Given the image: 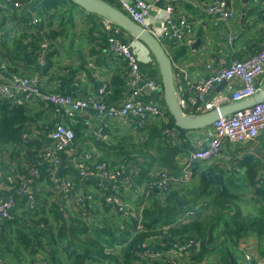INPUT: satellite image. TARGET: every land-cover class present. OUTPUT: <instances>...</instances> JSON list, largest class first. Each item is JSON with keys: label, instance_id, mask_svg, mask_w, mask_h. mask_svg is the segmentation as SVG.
<instances>
[{"label": "crops", "instance_id": "0c3cea01", "mask_svg": "<svg viewBox=\"0 0 264 264\" xmlns=\"http://www.w3.org/2000/svg\"><path fill=\"white\" fill-rule=\"evenodd\" d=\"M146 1L153 3V26L160 35L158 37L159 41L167 53L173 49L176 50L178 45H184L182 40L187 39V37H192L194 43L200 41L199 48L192 49L191 47L185 57L173 62L176 96L180 105L183 101L187 104L186 108H183L184 113L188 116L204 114V112H200L197 109L196 85L201 83L209 74L228 66L234 60L242 61V59L250 58L260 52L262 41L264 40V0H234L237 13L236 17L229 22H222L211 16L209 10L216 0ZM171 1L176 8L175 19L178 20L183 14L187 15L189 22L193 26V32L190 35L182 33V39L175 40V42L170 39L169 35L162 34L161 23L163 19H156V16L162 13ZM0 3L2 7L4 6L0 12L8 9L2 14L4 15L3 20L5 23L3 30H0V36L6 31L11 32V38H20L27 34V39H31L32 34L35 33L45 34L50 30L63 31L56 40H50L45 37L40 42H47L49 45V49L45 52L46 67H42L38 63L30 64L22 58L10 64V70L14 73L9 72L10 70L4 72L3 76L5 78L9 79L13 74L26 75L38 78V84L45 92L70 94L76 98L91 96L96 99L100 97L106 99L105 96H100L99 91L104 85L112 83L111 80L114 75L127 76V81L129 82L128 63L121 57L111 55L104 39V36L106 38L114 36L127 44L133 43L136 47L142 84L146 85L154 81L159 86L156 91L144 87L142 99L158 103L163 107L167 116L170 117L164 91L161 90L163 89V81L159 63L145 44L131 36L124 29L113 24L111 30H107L105 19L96 14L88 13L74 3H65L63 8L51 11L44 10L41 3L39 2L38 4L36 0H28L22 3L20 8L15 7L14 4L7 3L6 0H1ZM118 9H120L119 6ZM243 10H245V13ZM14 15H18V17L14 19ZM18 18H21V20H17ZM34 18L39 21L38 25L29 27V22H32ZM23 22H27L28 27ZM239 85H241L239 80H236L233 84L226 82L225 85H217L208 95V101H218V105L221 108L234 104L230 95ZM259 87L261 89L264 88V77ZM128 94L116 102L125 101ZM28 109L31 114L39 116L35 127L32 129V134L39 141L44 140L45 145H49L52 142L51 136L55 129L54 125L59 122L55 110L44 103H32L28 106ZM95 117L96 114L93 110H85L79 114L76 121L68 122L70 125L80 126V131L73 145L61 154L62 165L57 172L60 177L63 175L74 179L80 195L96 196V199L88 202L86 200L85 202V207L90 212V222L97 220L98 213L101 216L108 217L104 210L106 207L103 208L99 203V200L103 198L102 196L106 192L101 190L100 181L83 179L79 174L77 164L84 161L89 166H93L98 161L108 160L113 165H117L119 161L124 160V157L119 156L117 153V149L122 146L124 150L131 152V159H125L129 160L130 169H141L147 159L145 155L148 156L155 151L154 147L148 150L147 144L150 141L149 134L151 130L158 126L157 122H154L149 129L143 131L130 118L126 120L107 119L104 123L106 140L99 144V140L97 141L96 137L91 133L92 128L85 126L84 123L86 120L94 121ZM49 128L54 129L47 133L46 130ZM212 128L213 126L207 127V129L189 130L183 135L181 131L176 129L179 135L178 143L183 148L181 155L178 156L180 165L184 164L190 151L207 147L209 132ZM14 149L11 145L6 146L4 159L0 162L2 165L0 166V172L9 173L22 180L31 181L29 192L33 198L31 200L28 196L17 197V206L14 209L15 216L23 224L33 228L35 231H39L38 228H35V224L30 218L36 216V214V220L47 218L53 225H55L53 210H56V208L68 216L79 215L76 213L71 201L66 199L63 193L58 192L53 186L49 175H47V165H42L41 160H35V163H32L25 158L24 153L12 157L11 154ZM139 150L142 151L140 154L137 153ZM246 156L254 158L261 167L259 172L264 174V131L256 141L247 142L244 145L227 144L222 154L211 162L213 165H217L218 168L226 166L225 169H227L231 167V164H235ZM31 166L40 168L41 176L39 178L33 179L30 176L29 168ZM154 169H156L154 175H157L159 170L157 167ZM133 177L130 171L126 172L121 180V190L125 207L127 209L131 207L135 211V206L141 195L140 187L137 186L136 182L132 191L129 190V181H134ZM5 191H7V187L0 184V193ZM253 199L254 193L248 192L244 197L245 204L243 205ZM28 204L33 208H28ZM112 210L114 211L110 214L112 216L118 214V212L121 213L115 207ZM30 211L34 215H31ZM4 224H0V258L6 259L8 256L15 262L16 259L11 255V252L8 255L3 254L1 245L5 243V240L8 241L12 237L8 236L11 228L5 229ZM15 237L16 235H13V238ZM17 242L19 244V241ZM14 244L16 245V243ZM241 244L243 254L245 251L250 250L255 259L264 262V240L261 241L257 236L251 234ZM23 257L25 260L24 262L21 261L20 264H32V258L27 260V254ZM36 258L37 262L34 264L45 259L42 253L38 254ZM241 262L245 264L243 259ZM43 263L46 264L45 262Z\"/></svg>", "mask_w": 264, "mask_h": 264}, {"label": "trees", "instance_id": "16d2710c", "mask_svg": "<svg viewBox=\"0 0 264 264\" xmlns=\"http://www.w3.org/2000/svg\"><path fill=\"white\" fill-rule=\"evenodd\" d=\"M27 1L23 0L22 3ZM105 1L118 8L114 0ZM36 2L38 4L40 2L44 10L51 11L63 8L65 3L71 1L36 0ZM6 10L8 11L5 9L3 12ZM3 12H0L1 31L5 23ZM17 17L18 15H14V19ZM23 24L28 27L27 22ZM29 25V27H35L31 22ZM61 32L55 30L47 31L45 34L39 32L32 34L31 39H27V34L20 38H11V32L5 31L0 36V56L8 64L9 70L11 63L22 58L30 64H39L42 39L46 37L56 40ZM104 39L108 45V37L104 36ZM189 50L188 45H178L176 50L173 49L169 54L171 59L177 62L178 59L185 57ZM111 82L105 95L106 99H103L106 103L119 101L130 90L127 76L116 74ZM38 117L30 113L27 105L17 106L8 99H0V162L4 159L5 148L8 145L15 148L11 154L12 157L24 153L25 158L32 163L39 160L38 152L45 143L44 140L39 141L32 134ZM170 117V128L181 131L182 135L187 133L176 126L171 114ZM71 127L75 133L74 138L77 139L80 126L71 125ZM54 128H49L46 132L49 133ZM149 136L147 149L151 150L154 147L155 151L153 154L145 155L147 158L145 164L141 167L140 175L135 177L139 187L148 184L157 176L154 175L156 167L159 171L167 170L171 175L181 174V165L178 162V156L183 151L181 145L168 142L162 136L159 125L151 130ZM103 142L104 140H99V144ZM141 152L139 150L137 153ZM117 153L124 157V160L131 159L132 156L131 152L124 150L122 146L117 149ZM225 167L218 168L212 162L198 164L193 170L194 175L189 183L172 186L165 193L154 190L148 198L140 197L135 206L136 213L129 217L119 212L113 216L110 215L114 211L108 206L104 209L108 215L107 218L98 213L97 220L90 222L79 215L68 216L56 208L53 210L55 225L51 224L47 218L36 220L37 214L30 217L35 228L39 229L35 231L14 216V219L5 222L4 226L5 229L11 228L8 236L16 235V240L24 251L19 248H14L16 251H13L11 246L15 242L9 238L1 245L3 254L8 255L11 252L21 255L29 251L27 257L34 256L32 264L37 262L36 256L40 253L45 259L37 264H44L43 262L46 264H120L121 262L139 264L138 253L146 247L162 249L160 245L162 243L168 245L177 240L187 241L195 237L202 245L200 254L194 257L197 261L205 260L207 264H242V241L251 234L261 241L264 240V185L256 188L262 176L259 172L261 167L254 158L249 156L231 164V167L227 169ZM0 184L7 187V191L0 193V197L13 193L12 190H8L10 186L8 177L1 178ZM248 192L254 193L252 201L254 205H257L255 207L258 213L247 210L246 205H243L244 197ZM145 202L147 206L144 207L140 216L139 207ZM200 206L202 209L198 211L197 218L179 226H173L170 236L164 235L162 230L164 226L172 225L182 213L195 208L198 210ZM31 215L34 214L31 212ZM140 219L143 231L137 228ZM7 263L11 264L12 261L7 260Z\"/></svg>", "mask_w": 264, "mask_h": 264}, {"label": "built area", "instance_id": "2783aa9c", "mask_svg": "<svg viewBox=\"0 0 264 264\" xmlns=\"http://www.w3.org/2000/svg\"><path fill=\"white\" fill-rule=\"evenodd\" d=\"M23 0H6L9 4H14L20 8ZM160 2L161 0H156ZM120 10L132 19L138 26L145 31L152 33L155 37L160 35L155 31L152 20L153 3L146 0H115ZM4 7V6H3ZM0 3V9H3ZM212 17L219 21L229 22L236 17V8L234 0H218L215 6L209 10ZM176 8L172 1L168 3L167 8L156 16L157 20L163 19L161 23L162 34L169 35L170 39L181 40L182 33L187 35L193 32V26L188 20L187 15H181L178 20L175 19ZM107 30H111L113 24L107 20ZM39 21L34 18L31 24L37 26ZM159 39V38H158ZM184 45L190 48L195 44L192 37L182 40ZM260 52L250 58L242 59V61L234 60L228 66L221 68L212 74L206 76L203 81L196 85V98L198 111L207 112L211 110H219L221 107L217 102L208 101V95L217 85L236 80L241 82L236 90L231 92L230 98L234 103H240L253 98L257 95L261 88L264 77V40L262 41ZM109 53L117 57H121L128 63L129 67V82L132 91L128 94L125 101L106 103L105 100L94 97H74L70 94L45 92L40 88L38 78H32L26 75L19 76L13 74L9 79L5 78L4 72H8V64L2 60L0 56V99H8L17 106L27 105L32 103H44L51 106L58 116L59 122L55 125L54 132L51 136L52 142L49 145H44L39 150L37 157L41 160L42 165H47V175L55 187V189L63 193L64 197L71 201L75 211L85 220L89 221L88 208L85 207V202L96 199V196L80 195L77 191V185L74 179L60 177L57 172L62 165L61 154L69 149L75 141V133L71 125L68 123L76 119L79 114L85 110H93L96 114L95 120H86L85 126L92 128L91 133L98 140H106L105 137V121L107 119L126 120L130 118L143 131L149 129L154 122H157L161 129V134L168 142L178 143V133L174 128H170L171 117L167 116L163 107L152 101L148 102L142 99V91L144 87L156 91L159 86L156 82L151 81L149 84H142L139 71V58L136 53V47L132 44H127L113 37H108ZM47 42L41 44L42 52L39 59V65L46 67L45 52L49 49ZM170 56V54L168 53ZM109 85H104L99 93L100 96H105L108 92ZM186 108V102L180 105ZM264 131V100L258 105L246 108L243 111H238L221 117L213 124L212 130L209 132V142L206 148L190 151L184 164L181 165V174L171 175L165 169L158 171L156 177L148 184L141 186L139 189L141 197L148 198L150 193L158 190L165 193L172 186L187 184L193 178L194 168L198 164H204L213 161L219 157L224 151L227 144L244 145V143L256 141ZM129 160H121L117 165L111 162H98L93 166H89L82 161L77 164L79 174L83 179H94L100 181V188L106 192L103 198L99 200L102 207H115L120 210L125 216H130L136 213L130 207H125L123 192L121 190V180L126 172L130 171L134 181H129V187H135V177L140 175L141 169H130ZM40 168L31 166L29 174L33 179L39 178ZM8 177L10 186L8 190L13 193H7L0 197V224L14 219V209L17 206V196H28L31 200L32 194L29 192L31 181L22 180L12 176L9 173L0 172V179ZM263 176V177H262ZM256 188H261L264 185V174H262ZM107 183V184H105ZM137 190V189H136ZM101 194V193H100ZM147 201V200H146ZM147 206V202L140 207V216ZM31 208H33L31 206ZM191 209L182 213L176 222L170 226H164L162 230L165 236H170V231L173 226L190 222L199 215V210ZM81 211V212H80ZM139 231L144 228L141 225V219L137 225ZM163 248L146 247L138 253L139 264H207L205 260L197 261V257L201 252L202 245L199 244L195 237L187 241H174L170 244H160ZM121 249V247H119ZM117 248V249H119ZM111 249H109L110 251ZM119 252V250H118ZM243 262L245 264H264L263 261L254 258L253 253L247 250L243 254ZM0 264H8L6 259L0 258ZM120 264H126L121 262Z\"/></svg>", "mask_w": 264, "mask_h": 264}, {"label": "water", "instance_id": "95a60500", "mask_svg": "<svg viewBox=\"0 0 264 264\" xmlns=\"http://www.w3.org/2000/svg\"><path fill=\"white\" fill-rule=\"evenodd\" d=\"M1 1V0H0ZM75 5H78L82 9L86 10L90 14H96L103 19L111 22L112 24L121 27L131 36L145 44L152 52L157 62L159 63L164 96L170 111V114L175 119V124L179 129L184 131L207 129V127L213 126L221 117H225L231 113L243 111L246 108H251L264 100V88L255 95L253 98L245 100L240 103H234L220 108L219 110H213L199 116H188L184 113L182 107L179 104V100L176 96V80L174 62L168 53L165 51L163 45L157 37L152 33L145 31L142 27L138 26L132 19H130L120 9L108 4L104 0H70ZM215 1L213 6L217 4ZM245 13V10H243ZM200 41H197L192 49L200 47ZM226 81L222 83L225 85ZM132 89H130V92Z\"/></svg>", "mask_w": 264, "mask_h": 264}, {"label": "rangeland", "instance_id": "374dc122", "mask_svg": "<svg viewBox=\"0 0 264 264\" xmlns=\"http://www.w3.org/2000/svg\"><path fill=\"white\" fill-rule=\"evenodd\" d=\"M67 3L70 4L71 2H67ZM116 4H117V3H116ZM75 182H76V181H75ZM76 185H77V184H76ZM29 205H30V204L27 205L28 208L31 207V205H30V206H29ZM255 205H256V204H255ZM255 205H254V202L251 201V202H249V203L246 204V209L258 213V212H257V207H255ZM256 206H257V205H256ZM246 209H245V212H246ZM11 238H13V236H12ZM13 240L15 241L16 245L14 244L13 246H11V247H12V250H13V251H16V249H14V248H19V249H21L22 251H24V249L21 248L20 244H18V242H17V240H16V237L13 238ZM28 252H29V251H27V252L25 251V252L21 253V255H19V253H18V254H14V253H12L11 255H12L13 257H15V259H16L15 262H14L13 260H11L10 258H8V256L6 257V259H7V260H11L13 264H16V263L20 264L21 261L24 262L25 259H24L23 256H24L25 254H27ZM11 255H10V257H12ZM16 255H17V256H16ZM22 255H23V256H22ZM30 258H32V256H29V257L27 258V260L30 259ZM27 260H26V261H27ZM12 263H11V264H12Z\"/></svg>", "mask_w": 264, "mask_h": 264}]
</instances>
